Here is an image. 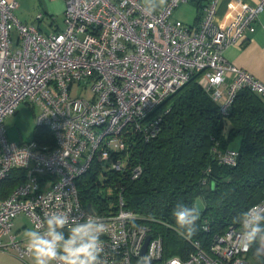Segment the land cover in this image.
I'll use <instances>...</instances> for the list:
<instances>
[{"label": "built area", "instance_id": "1", "mask_svg": "<svg viewBox=\"0 0 264 264\" xmlns=\"http://www.w3.org/2000/svg\"><path fill=\"white\" fill-rule=\"evenodd\" d=\"M187 1L166 0L147 16L142 0H64V28L43 33L18 20L16 0H0V182L13 169L25 170V179L0 196V250L25 261L31 254L13 231L14 219L23 214L34 228L46 213L63 211L81 222L87 214L102 219L106 264H138L146 255L151 264L247 263L237 244L238 225L214 234L208 251L194 241L186 258L165 257L161 237L125 207L121 192L108 215L89 212L78 194L76 180L94 159L114 171L126 169L132 143L159 134L157 108L194 73L223 116L243 88L264 98V82L224 57L226 48L255 31L264 0H231L232 15L222 24L217 14L223 0H208L195 27L174 17ZM23 102L38 108L36 125L50 130L52 146L7 138L4 120ZM212 152L219 163H236L235 149ZM140 173L134 166L132 178ZM255 204H264V197Z\"/></svg>", "mask_w": 264, "mask_h": 264}, {"label": "trees", "instance_id": "2", "mask_svg": "<svg viewBox=\"0 0 264 264\" xmlns=\"http://www.w3.org/2000/svg\"><path fill=\"white\" fill-rule=\"evenodd\" d=\"M201 8L203 13L204 5ZM198 75L194 73L157 108L162 112L159 134L132 143L126 169L114 171L106 167L108 162L94 159L76 180L81 203L91 204L98 214L114 213L121 192L125 207L161 237L165 257L186 258L194 241L208 251L214 234L237 226L234 218L264 197V98L243 88L223 116L198 83ZM236 138L240 141L236 163H219L212 148L225 151ZM33 139L54 144L52 133L42 126H35ZM115 157L112 154L110 161ZM136 165L141 173L132 178ZM24 179L25 170H11L0 182V196H7ZM197 198L204 204L198 231L185 239L175 231L172 211L178 203L196 207ZM255 247L246 253V264H257Z\"/></svg>", "mask_w": 264, "mask_h": 264}, {"label": "clouds", "instance_id": "3", "mask_svg": "<svg viewBox=\"0 0 264 264\" xmlns=\"http://www.w3.org/2000/svg\"><path fill=\"white\" fill-rule=\"evenodd\" d=\"M165 4L166 0H142V10L151 16ZM172 216L177 235L191 239L197 233L200 219L197 207L178 203ZM233 222L239 226L238 247L248 252L256 245L253 256L257 264H264V204L248 207ZM107 231L102 219L93 214H87L81 222L66 212L51 211L45 214L42 223L26 231V247L33 264H106L101 237ZM151 259L149 255L140 257L138 264H151Z\"/></svg>", "mask_w": 264, "mask_h": 264}, {"label": "crops", "instance_id": "4", "mask_svg": "<svg viewBox=\"0 0 264 264\" xmlns=\"http://www.w3.org/2000/svg\"><path fill=\"white\" fill-rule=\"evenodd\" d=\"M17 8L15 15L21 23L36 26L43 33L50 31H59L64 28L63 11L65 7L64 0H16ZM208 0H188L181 3L174 11V17L190 26H198L202 18V8ZM254 3L256 0H246ZM231 0H223L218 8L217 22L225 23L232 15ZM38 14H42L40 18ZM224 57L228 62L240 67L254 77L264 82V11L261 12L255 24V31L249 34L241 44L231 45L224 51ZM21 105V104H20ZM19 105V106H20ZM234 143H238L233 147ZM239 138H236L229 146L238 149ZM23 216L31 225L30 220ZM15 218V219H16ZM14 219L13 231L18 239L25 240V228L27 224L23 221L16 225ZM32 226V225H31ZM0 264H33L31 255L22 261L16 257L10 249L8 251L0 250Z\"/></svg>", "mask_w": 264, "mask_h": 264}, {"label": "rangeland", "instance_id": "5", "mask_svg": "<svg viewBox=\"0 0 264 264\" xmlns=\"http://www.w3.org/2000/svg\"><path fill=\"white\" fill-rule=\"evenodd\" d=\"M16 37H15V42H16ZM90 85L91 84H88V89L90 88ZM71 93L72 95H77L78 89L76 88V85L72 89ZM86 94H88V91L84 92V95ZM37 113H38L37 107L35 106L32 107L28 103L23 102L18 107V110L14 115L8 116L4 120L3 127L6 132L7 138L11 141H16V142L32 140L34 138V129L36 126L35 116ZM237 144L238 143H234L233 147L238 146ZM195 204L198 210H201L204 205L203 200L201 198H197ZM23 221L27 224L25 231L32 229V226L25 217L20 216L15 219L16 225H20Z\"/></svg>", "mask_w": 264, "mask_h": 264}, {"label": "water", "instance_id": "6", "mask_svg": "<svg viewBox=\"0 0 264 264\" xmlns=\"http://www.w3.org/2000/svg\"><path fill=\"white\" fill-rule=\"evenodd\" d=\"M86 208H87V210H88L89 212H91V213H95V210L93 209V207H92L91 204H88V205L86 206ZM149 240H150V235H148V236L146 237V239H145V242H144V245H143V248H142V251H141L142 254L145 252V250H146V246H147V243H148Z\"/></svg>", "mask_w": 264, "mask_h": 264}]
</instances>
